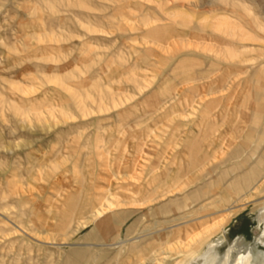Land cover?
Instances as JSON below:
<instances>
[{
	"label": "rangeland",
	"instance_id": "1",
	"mask_svg": "<svg viewBox=\"0 0 264 264\" xmlns=\"http://www.w3.org/2000/svg\"><path fill=\"white\" fill-rule=\"evenodd\" d=\"M241 1L0 0V264L264 257V0Z\"/></svg>",
	"mask_w": 264,
	"mask_h": 264
},
{
	"label": "bare ground",
	"instance_id": "2",
	"mask_svg": "<svg viewBox=\"0 0 264 264\" xmlns=\"http://www.w3.org/2000/svg\"><path fill=\"white\" fill-rule=\"evenodd\" d=\"M241 2H243L241 4L242 5L241 8L246 12V10H248L247 7L245 6L246 0H242ZM220 24H225V23H220ZM109 206L111 207L112 205L109 204ZM232 210H233V208H228L226 211L229 213V215H231ZM259 216H260L259 218L264 222V207H262L260 209ZM188 217H190V215H186V216H182V217H179L177 219H174V220L166 221L163 224L169 226V225H172L173 223H176L178 221H181V220L184 221L185 219H188ZM161 226H162V224L157 222V224H155L153 227L144 229L141 232V234L149 235V234L153 233V230H155V229L157 230V228H159ZM27 236L31 238L30 235H27ZM138 239H139V237H138ZM35 240L38 241L37 239H35ZM259 242L261 245L264 241H259ZM222 244H223L222 241H216V242L214 241V243L213 242L209 243L207 245V249L202 253L203 255H201V257H200L202 260L200 259L201 261L199 264H257V263L258 264H264V257L261 258L260 260H254V259H252V256L250 255L249 251H248V253L246 251H245L246 253H241L242 249H239L234 245H231V246L229 245V247H228L227 251L224 253V255L220 256L218 254V250ZM187 249H190V248H187ZM188 257H191V255H188ZM192 257H193V255H192Z\"/></svg>",
	"mask_w": 264,
	"mask_h": 264
},
{
	"label": "water",
	"instance_id": "3",
	"mask_svg": "<svg viewBox=\"0 0 264 264\" xmlns=\"http://www.w3.org/2000/svg\"><path fill=\"white\" fill-rule=\"evenodd\" d=\"M63 246H72V245H69V244H63Z\"/></svg>",
	"mask_w": 264,
	"mask_h": 264
}]
</instances>
